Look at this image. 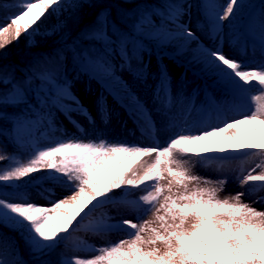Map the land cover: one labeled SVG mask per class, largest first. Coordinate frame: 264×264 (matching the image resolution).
<instances>
[{
    "label": "snow or ice",
    "instance_id": "snow-or-ice-1",
    "mask_svg": "<svg viewBox=\"0 0 264 264\" xmlns=\"http://www.w3.org/2000/svg\"><path fill=\"white\" fill-rule=\"evenodd\" d=\"M116 2L129 9L140 8L142 4L144 7L123 23L113 18L111 9L97 13L93 23L78 33L79 41L67 45V51L58 50V63L51 68L42 71L32 68L31 75L16 68L4 69L5 74L0 78V118L3 107L13 105L26 120L50 126L58 115L71 120L72 112L88 114L73 90V82L83 76L104 82L109 94L113 91L109 83L118 85L126 94L117 91L114 96L121 107L130 117H143L150 123L145 102L134 91L128 77L148 81L151 60L145 59L149 52L147 45L165 49L177 37L186 43H199L196 30L180 20L192 5L157 0L156 7L150 8L149 0ZM86 6H95V0H67V3L22 0L13 5L15 11L10 8L9 15H0V52L23 35L34 34L51 12L67 10L70 23ZM243 7L242 0H227L221 11L214 10L217 27ZM260 22L264 25V9ZM65 23L61 21L58 28H63ZM260 47L264 57V45ZM202 51L204 64L220 82L231 86L235 96H239L242 86L253 84L264 91V63L248 69L219 47ZM182 53L183 49H179L175 55ZM164 56L163 51L159 52L157 63L161 80L167 81ZM35 81L45 85L39 92L32 88ZM5 98L9 102L5 103ZM253 99L264 101V96L256 95ZM97 108L106 119L107 111L99 97ZM260 126H264V103L232 119L225 117L215 126L193 124L194 130L175 135L162 147L57 141L37 150L28 162L0 172V184L13 188L18 184L7 182H28L38 177V182L61 184L68 191L46 206L23 195L7 199L0 190V226L20 236L34 264H52L46 257L67 234L81 226L85 217L98 206L113 203L122 193L133 195L130 190L143 187V194L130 201L138 213L137 222L121 219L110 223V218L104 215L84 225L95 232L118 229L128 235L89 249L90 256H74L64 264H264V210L255 206L256 201H245L248 193L244 190L248 185L256 186L257 198L264 203V128ZM233 153L255 154L260 161L239 178L242 190L224 198L220 196L224 181L212 183L202 179L193 173L189 160L181 159L196 157L204 163L210 161L212 154H229L225 158H230ZM142 158L148 159L141 162ZM4 159L0 155V161ZM0 264L24 262L0 258Z\"/></svg>",
    "mask_w": 264,
    "mask_h": 264
},
{
    "label": "rangeland",
    "instance_id": "rangeland-1",
    "mask_svg": "<svg viewBox=\"0 0 264 264\" xmlns=\"http://www.w3.org/2000/svg\"><path fill=\"white\" fill-rule=\"evenodd\" d=\"M226 2L227 0H205L204 6H198L197 2L192 0L181 2L192 5L187 15L182 16L180 20L196 30L199 35V43H186L185 39L177 37L165 49L156 48L152 50V46L147 45L149 52L145 54V59L151 60L149 68L151 75L148 81L133 80L130 76L128 79L139 98L145 102V108L151 116L150 123L143 117H130L125 108L118 103V98L113 99L117 91L120 92V95H126L115 83H109L108 86L113 89L112 93L109 94L103 86L104 82L98 83L95 80L80 77L73 82V90L87 107L88 114L72 112L71 120L63 115H58L57 120L51 126L37 124L35 121L26 120L25 116L19 115L13 118L11 126L13 138L21 142H29L35 152L62 140L104 141L109 144H121V142L127 143L128 140L136 138L140 142V146H151L143 143V140L148 138L157 140L163 135L172 138L179 134V126L183 124L187 109L196 111L200 115L206 114L210 107L208 103L214 104L213 100H216L220 103H227L224 109L237 116L255 110L259 103H264V101L257 102L253 99L256 95L264 96V91H261L255 84L242 86L243 90L237 97L233 94L230 85L220 82L218 79L208 80L203 76L205 74L215 76L213 71L207 68L203 62V48L216 49L219 47L230 56L242 61L248 69L260 67L264 63L260 47L264 45V25L260 22L264 0H242L244 7L239 13L217 27L219 22L213 18L212 12L214 10L221 11ZM118 10L121 18L125 21H127V17L133 16L132 12L126 8L121 7ZM53 29L48 21L44 22L42 20L39 23L38 30L32 35H27L28 40L33 42L38 34L51 33ZM179 49H183V53L176 56L175 53ZM161 51L165 53L163 63L168 68L169 79L167 81L161 80L158 70V53ZM193 72H195V76L192 75ZM27 74L31 75L29 72ZM40 87H45L40 81H35L32 84V88L37 92H39ZM161 94H170L171 100H161ZM97 97L100 98L101 105L107 111L106 119L102 118L101 111L97 108ZM219 106L216 105L217 108ZM210 113L215 112L211 111ZM83 116H88V119H84ZM131 121H136L139 124V132L145 135L137 137L138 130H133L128 124ZM221 122L222 117H215L214 121L209 122L208 126H215ZM148 125H156L162 130L152 131ZM200 126L205 125L201 124ZM228 156L229 154H212L210 161L204 163L196 157H181V159L189 160L193 173L199 175L202 179H207L212 183L224 181L220 192L221 198H224L242 190L239 178L246 174L248 170L254 168L256 163L260 161L258 155L255 154L233 153L230 158H225ZM257 171L259 170L257 169ZM246 187H249L250 191L247 190L248 188L244 189L248 193L245 196V201H256L255 206L264 210V203L259 202L257 198L259 189L254 185ZM49 188L51 192L44 191V193L41 192L40 187L21 189L20 193H9L1 188L0 190L3 191L4 197L7 199H14L17 195H23L24 198L31 197L39 200L41 204L46 206H50L52 200L61 197L68 191V188L64 185H55ZM130 191L134 194L124 196L122 193L115 198L113 203L98 206L85 219L88 220L93 217L94 220L107 215L110 218V223H115L121 219H131L133 222H137L138 213L130 201L138 199V196L143 194L144 188ZM0 233L3 234L0 258L6 261H11L13 258L21 261L17 238L2 229H0ZM125 234L128 235V232ZM126 235L117 231L111 242L100 238L95 239L90 235V237L92 236L91 239L95 240V245L83 248L81 250L82 256H90L89 249L111 244Z\"/></svg>",
    "mask_w": 264,
    "mask_h": 264
},
{
    "label": "trees",
    "instance_id": "trees-1",
    "mask_svg": "<svg viewBox=\"0 0 264 264\" xmlns=\"http://www.w3.org/2000/svg\"><path fill=\"white\" fill-rule=\"evenodd\" d=\"M186 0H172L174 3H180ZM198 4H201L203 0H193ZM22 0H2L0 2V15H9L8 9L15 11L13 7L15 4L21 3ZM67 3V0H65ZM157 0H149L148 7H156ZM129 9L128 6L121 3H117L116 0H95V6L84 7L75 16L74 21H68L67 10L61 12H51L42 19L44 22L48 21L54 29L51 33L38 34L36 40L29 42L27 35H23L17 42L10 44L7 49L0 52V78L5 74L4 69L11 70L16 68L21 73H31L29 70L35 68L36 71H42L44 68H51L55 63H58L57 52L58 50L67 51L66 46L73 43V41H79L78 33L82 28L89 27L97 13L106 9H111L113 18L120 20L122 23L126 22L121 18L119 14V8ZM144 5L140 8L131 7L133 15L135 16L143 10ZM133 16V17H134ZM61 21H65L63 28H58ZM135 42V38H132ZM156 48L152 47V50ZM70 59V58H69ZM69 69H72L71 63H69ZM32 74V73H31ZM208 78H214L213 75H207ZM71 78V76L69 77ZM9 102V98H5V103ZM15 102V101H12ZM3 117L0 118V155L5 156V159L0 161V172L9 170L19 163H26L35 155V151L31 145L27 142H21L13 138L11 132V125L13 117L20 115V110L16 106H4L2 109ZM9 184H18V187L9 188L4 184H0V188L9 193H20L21 189H27L29 187H40L41 192L51 186L61 185L52 184L49 182H38V177L28 182H7ZM93 217L88 220L84 219L81 222V226L76 227L65 236L52 251L51 255L46 259L52 261V264H64L65 261L71 259L74 256H82L81 250L89 245H94L95 240L100 238L107 242L112 240V236L109 231L105 232H93L84 227L88 224ZM0 229L7 233L13 234L19 244L21 259L24 264H34L33 258L29 253L28 248L25 246L24 241L20 236L9 228L0 226ZM90 235H92L90 237Z\"/></svg>",
    "mask_w": 264,
    "mask_h": 264
},
{
    "label": "bare ground",
    "instance_id": "bare-ground-1",
    "mask_svg": "<svg viewBox=\"0 0 264 264\" xmlns=\"http://www.w3.org/2000/svg\"><path fill=\"white\" fill-rule=\"evenodd\" d=\"M236 40V39H235ZM234 40V41H235ZM170 94H161L160 96V99L163 100V101H169L170 99ZM115 99V98H113ZM192 99V98H191ZM116 100V99H115ZM171 100V99H170ZM214 101V104L212 103H208V105H210L209 109H208V112H206V114H198V112H194V111H190V109H187V111H185V117L183 118V124H181L179 126V133L185 131V130H188V131H192L194 130L192 125L193 124H198V125H205V126H208L209 122H212L214 121L215 117H222L225 118L227 117L228 119H232L234 116H237L236 114H232L231 111H226L224 108L227 106V103H220L219 101H216V100H213ZM219 106V105H222V106H219L218 108L216 107ZM224 109V110H223ZM190 111V112H189ZM211 111H214L215 113L211 114L210 112ZM84 119H88V116H83ZM128 124L130 125V127L133 129V130H138V134H137V137H140V136H143L145 134H141L139 131L140 129H138L139 127V124L136 122V121H131V122H128ZM214 124V123H212ZM148 127L152 130V131H158V130H162V128L156 126V125H148ZM244 127H248V126H244ZM261 128H264V126H260ZM146 138H148L147 136H145ZM171 139V137H168V136H164L161 137L160 139H151V138H148L146 140H143V143L147 144V145H151V146H156V147H162L164 146L169 140ZM141 140V138H140ZM122 144H126V145H130V146H140V142L135 138L133 140L130 139L128 140L127 143H123L121 142ZM236 154V153H234ZM148 158H142V161L143 160H146ZM248 188L247 190L250 191V188L249 187H246ZM119 232V233H123V235H126L125 233H127L126 231H120V230H109L110 232V235L112 237L115 236V233L116 232Z\"/></svg>",
    "mask_w": 264,
    "mask_h": 264
}]
</instances>
